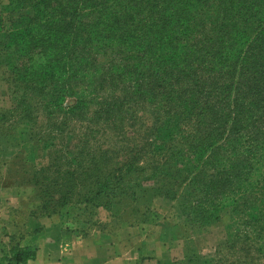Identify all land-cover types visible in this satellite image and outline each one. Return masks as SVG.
<instances>
[{"label": "trees", "instance_id": "trees-1", "mask_svg": "<svg viewBox=\"0 0 264 264\" xmlns=\"http://www.w3.org/2000/svg\"><path fill=\"white\" fill-rule=\"evenodd\" d=\"M7 13L0 63L14 74L9 59L27 61L13 81L19 118L34 131L44 114L50 122L43 139L68 133L81 144L65 171L47 173L63 160L56 157L16 182L38 188L42 212L79 228L57 212L110 206L136 183H127L129 175L147 173L139 163L145 151L152 174L168 161L188 173L191 196L178 203L181 227L194 235L185 231L183 241L219 222L223 209L245 227L264 220V0H8ZM109 84L120 93L100 96ZM144 112L153 120L145 141L127 136ZM70 123L81 130L65 132ZM106 132L119 142L103 150L98 141ZM209 148L220 151L207 155ZM37 253L28 242L1 251L0 264H29ZM188 255L186 248L185 260L194 264Z\"/></svg>", "mask_w": 264, "mask_h": 264}, {"label": "rangeland", "instance_id": "rangeland-1", "mask_svg": "<svg viewBox=\"0 0 264 264\" xmlns=\"http://www.w3.org/2000/svg\"><path fill=\"white\" fill-rule=\"evenodd\" d=\"M4 18L6 22L8 17ZM10 63L16 70V72L13 70L14 74H9L7 69L3 74L4 70H0L2 77L0 81V254L1 251L13 253L28 242H35V236L43 230L44 223L48 219L59 218L57 214L41 211V204L37 199L38 188L19 186L16 182L27 181L34 171L38 172L42 168H49L52 161L58 159L56 157H61L63 160L54 161L53 165L55 166H51L47 173L65 171L76 153L77 147L81 145L78 143V138L69 139L68 133L64 136H57L54 142L43 139L48 134L50 122L44 114L39 115L40 124L34 131H32L34 129L32 125L19 118L18 111L12 101L15 86L13 81L26 71L27 61L26 58L18 56L14 60L10 58ZM101 89L100 96L120 93L110 84ZM72 103H74V99H68L66 102L67 105ZM139 116L142 117L140 121H143V124L135 126L133 130L128 127L126 135L132 136L135 133L136 137L145 141L148 133L146 128L152 125L153 120L146 112L139 113ZM81 127L80 123H70L65 128V132L78 133ZM34 133H40L41 136L34 137ZM106 135L98 141V145L103 150L110 149L115 143V134L106 132ZM115 141L119 142V138ZM132 144L137 145L138 143L133 142ZM141 144L143 145V143ZM94 145L96 143L91 141L89 147ZM220 146L223 145L221 143L216 145L217 148ZM62 149L72 154L58 152ZM219 151V149L212 151L209 148L207 155ZM145 155L144 151L139 163L140 167H147L145 170L147 173L129 175L127 183L136 182L133 183L132 188L126 189L116 199H111L110 206L91 207L85 204H74L60 209L57 213L64 220L69 219L77 222L79 228L76 229V225L73 224L69 225L74 229L60 227L84 237L94 230L112 233L128 227L143 229L144 233L149 235L147 239H152L153 247L162 253V257H169L168 262L162 264H189L186 262L187 259L185 260V255L181 259L175 256V261H171V255L178 252L177 248L172 247L175 246L171 235L173 227L176 228L174 237L176 241H183L181 234L185 231H188L190 237L194 235L190 230L181 227L186 220L183 218L178 203L183 198L191 196V188L187 186L186 182L188 173L182 166L175 163L170 164L168 161V165L162 167V170H165L163 173L152 174L151 166H145ZM224 160L228 164L232 162V160ZM165 161L166 158L159 159L158 163L162 164ZM254 178L255 176H252L251 181ZM205 205L209 206L207 203ZM218 207L221 208L219 202ZM262 209L264 210V208ZM226 212L223 209L219 222L199 232L197 237L199 246L192 238L184 243H179V245H185V252L186 248L189 251L188 258H194V264H201L204 258L212 261L211 264H232L235 261L242 264H264V253L261 251L262 248L264 249V220L253 223V226L245 227L242 220L233 223ZM194 232L198 233V231ZM233 236L238 238L234 237L237 241L234 248L237 254L230 249L229 240ZM172 248L173 250H171ZM169 252L170 254H168ZM141 264L161 263L151 261Z\"/></svg>", "mask_w": 264, "mask_h": 264}, {"label": "crops", "instance_id": "crops-1", "mask_svg": "<svg viewBox=\"0 0 264 264\" xmlns=\"http://www.w3.org/2000/svg\"><path fill=\"white\" fill-rule=\"evenodd\" d=\"M7 6L8 0H0V18L8 17ZM0 70H4L3 74L6 70L1 63ZM1 79L0 74V81ZM144 232L143 229L128 227L112 233L94 230L84 237L62 229L59 218L48 219L43 230L35 236L37 258L29 264H138L141 261L167 263L169 257H162V253L153 247L152 239H147L149 235ZM173 234L174 227L171 235L175 246L172 247L177 248L178 252L171 255V261H175V256L181 259L185 255V245H179L184 241H176ZM198 242L196 238L197 246Z\"/></svg>", "mask_w": 264, "mask_h": 264}]
</instances>
